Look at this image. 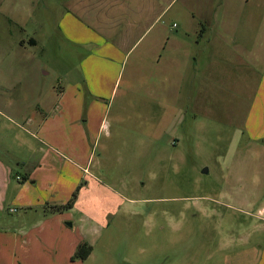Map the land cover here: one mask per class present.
I'll return each mask as SVG.
<instances>
[{
  "label": "rangeland",
  "instance_id": "1",
  "mask_svg": "<svg viewBox=\"0 0 264 264\" xmlns=\"http://www.w3.org/2000/svg\"><path fill=\"white\" fill-rule=\"evenodd\" d=\"M184 1L204 0H174L175 17ZM89 11L73 12L70 0H0V55L24 56L23 79L49 95L67 82L81 84L88 90L85 103L104 106L94 110V121L118 130L112 140L98 136L90 163L102 183L92 188L93 196L102 193L109 201L104 224L88 227L78 220L82 210L72 211L93 253L69 264H256L264 243L258 216L264 207V138L249 139L243 123L257 73L251 87H242L245 70L226 45L216 58L207 55L204 72L184 71L188 85L171 86L161 63L168 50L164 38L172 32L188 36L182 22L141 21L127 30L113 3L95 9L98 19L89 27ZM28 36L35 45L16 43ZM156 37L163 42L153 44ZM1 64L13 71L20 62ZM1 254L8 259L4 249Z\"/></svg>",
  "mask_w": 264,
  "mask_h": 264
},
{
  "label": "crops",
  "instance_id": "2",
  "mask_svg": "<svg viewBox=\"0 0 264 264\" xmlns=\"http://www.w3.org/2000/svg\"><path fill=\"white\" fill-rule=\"evenodd\" d=\"M70 1L73 12L80 11L79 15L90 10L84 20L89 27V23L94 22L92 19L96 22L98 19L93 11L99 7L109 8L113 3H117L119 21L127 30L141 21L171 22L172 27L178 26L175 19L182 22L189 39L173 32L164 38L168 50L161 63L170 76L166 81L170 78L171 86L188 85L184 71L192 68L195 72L197 68L204 72L207 55L216 58L220 48L230 45L231 60L235 65L240 62L245 70L241 86L252 85L254 73L258 77L251 89L244 132L253 141L264 138V0H211V6H204L205 0L200 5L184 1L176 17L172 7L174 0H158V9L156 0H149V5L145 6L140 0ZM222 1L223 6L218 7L216 3ZM161 41L163 38L156 37L153 44ZM16 43L26 47V44L35 45L36 40L28 36L19 38ZM209 46L213 47L212 51ZM24 58L20 54L0 55V242L4 244L0 251L4 249L8 258L1 254L0 264L86 261L93 253L92 246L84 260H71L79 242L91 245L84 226H75L72 211L82 210L78 220L88 227L92 223L104 224L109 201L99 187H96L99 198L93 196L92 188L102 183L91 172L90 163L94 160L98 136L103 134V139L112 140L118 130L110 131L101 120L94 121V110L104 106L98 100L85 103L84 94L88 90L81 84L67 82L52 96L38 83L24 80L28 76V70L22 65ZM6 60L18 61L20 65L10 71L1 64ZM248 72H251L250 78ZM12 80V84H6ZM234 82L237 87V80ZM120 120L113 119L116 124ZM106 148L105 144H100L98 149ZM74 187L78 192L72 205L55 210L68 202ZM258 216L264 221V207L258 210ZM257 249L256 264H264V243Z\"/></svg>",
  "mask_w": 264,
  "mask_h": 264
},
{
  "label": "trees",
  "instance_id": "3",
  "mask_svg": "<svg viewBox=\"0 0 264 264\" xmlns=\"http://www.w3.org/2000/svg\"><path fill=\"white\" fill-rule=\"evenodd\" d=\"M76 192L71 195V198L68 200V202L63 206L55 207V210H60L61 208L66 209L69 208L72 205L73 200L76 197ZM91 245H89L86 241H81L78 243L75 252L71 256V260L79 259L84 260L91 252Z\"/></svg>",
  "mask_w": 264,
  "mask_h": 264
},
{
  "label": "water",
  "instance_id": "4",
  "mask_svg": "<svg viewBox=\"0 0 264 264\" xmlns=\"http://www.w3.org/2000/svg\"><path fill=\"white\" fill-rule=\"evenodd\" d=\"M202 171H203V172H205V173L207 172L206 168H203V170H202Z\"/></svg>",
  "mask_w": 264,
  "mask_h": 264
}]
</instances>
